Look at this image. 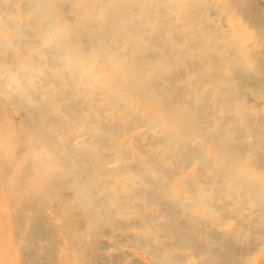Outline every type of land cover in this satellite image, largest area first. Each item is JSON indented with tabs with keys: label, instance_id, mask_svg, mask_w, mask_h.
I'll list each match as a JSON object with an SVG mask.
<instances>
[{
	"label": "bare ground",
	"instance_id": "bare-ground-1",
	"mask_svg": "<svg viewBox=\"0 0 264 264\" xmlns=\"http://www.w3.org/2000/svg\"><path fill=\"white\" fill-rule=\"evenodd\" d=\"M6 219L20 264H264V0H0V264Z\"/></svg>",
	"mask_w": 264,
	"mask_h": 264
},
{
	"label": "rangeland",
	"instance_id": "rangeland-1",
	"mask_svg": "<svg viewBox=\"0 0 264 264\" xmlns=\"http://www.w3.org/2000/svg\"><path fill=\"white\" fill-rule=\"evenodd\" d=\"M218 15H220V14H218ZM223 16V15H222ZM216 17L217 18H219V19H222L221 21H224L223 19H226L224 16L223 17H218L217 15H216ZM215 17V18H216ZM226 21V20H225ZM224 21V22H225ZM219 23H220V21H219ZM147 103H150V102H142V103H140L139 104V106H141V107H147L146 106V104ZM18 117H19V114H17V115H13V118H15V119H18ZM142 129H144V128H141V130ZM140 130V131H141ZM78 129H76V130H73L71 133H70V135H73V136H75L76 134L78 135ZM81 131H80V129H79V133H80ZM133 135H135V133L134 132H124L123 134H122V139H124L125 140V142L126 143H129L130 144V139H132L134 136ZM79 136V135H78ZM132 136V138H130ZM129 141V142H128ZM132 143V142H131ZM210 152H212V151H214V148L213 147H210ZM194 169V164H192V165H190V167L185 171V176L188 174V176H190L189 174L190 173H192V170ZM170 181L171 180H169V179H167V181H166V184L169 186L170 185ZM238 203V204H237ZM237 203H233V205L235 206V207H241V202H237ZM234 206H233V208H234ZM243 206V205H242ZM232 207V204L230 205V208ZM250 208H251V206H248L246 209H244L243 210V212H244V214H246V213H248L249 212V210H250ZM232 209V208H231ZM130 216H134L135 214H133V213H130L129 214ZM232 217H234V216H232L231 215V218H230V216H229V220H230V222L232 221V223H235V220H236V217L235 218H232ZM12 220L11 219H6L5 221H4V224H8L9 223V225H8V231H7V237H6V239H5V246H6V253H7V256L10 258V261L8 262V264H20L21 262H20V255L18 254V252H16L15 253V246L17 245V244H15V240H16V237L18 236L17 235V232L16 231H14V229H15V226H13V221H12V224L10 223ZM5 225V226H6ZM13 226V227H12ZM122 230V229H121ZM15 232H16V235H15ZM9 235V236H8ZM14 235V238L12 237ZM16 236V237H15ZM13 239H14V241H13ZM129 243H125L123 246L124 247H127L126 245H128ZM190 251L191 252H193V254L195 255V253H197L198 252V250L196 251L195 249L193 250V248H190ZM195 251V252H194ZM254 255V254H253ZM252 255V256H253ZM196 256V255H195ZM251 256V257H252Z\"/></svg>",
	"mask_w": 264,
	"mask_h": 264
}]
</instances>
